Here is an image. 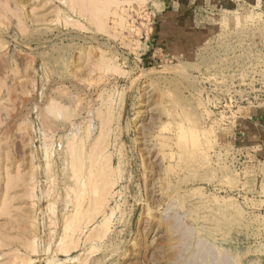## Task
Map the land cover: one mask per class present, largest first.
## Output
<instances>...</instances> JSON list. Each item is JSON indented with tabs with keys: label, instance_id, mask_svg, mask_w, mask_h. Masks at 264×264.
<instances>
[{
	"label": "rangeland",
	"instance_id": "rangeland-1",
	"mask_svg": "<svg viewBox=\"0 0 264 264\" xmlns=\"http://www.w3.org/2000/svg\"><path fill=\"white\" fill-rule=\"evenodd\" d=\"M137 1L0 0V264H264V183L196 78L210 50L224 51L211 48L210 23L263 11L212 24L206 3ZM103 10L112 35L88 22ZM214 62L220 73L226 63ZM99 112L116 183L77 245L58 251L73 210L66 145L88 148ZM103 224L104 239L90 241Z\"/></svg>",
	"mask_w": 264,
	"mask_h": 264
},
{
	"label": "built area",
	"instance_id": "built-area-1",
	"mask_svg": "<svg viewBox=\"0 0 264 264\" xmlns=\"http://www.w3.org/2000/svg\"><path fill=\"white\" fill-rule=\"evenodd\" d=\"M257 14L261 16L253 21L219 30L210 45L224 51L219 49L222 53L217 56L210 50L209 72L196 73L207 108L225 112L229 120H234L230 124L233 128L242 112L264 109V12ZM216 58L226 63L217 74L213 68Z\"/></svg>",
	"mask_w": 264,
	"mask_h": 264
},
{
	"label": "bare ground",
	"instance_id": "bare-ground-1",
	"mask_svg": "<svg viewBox=\"0 0 264 264\" xmlns=\"http://www.w3.org/2000/svg\"><path fill=\"white\" fill-rule=\"evenodd\" d=\"M117 1L118 0H114L115 4H117ZM117 5L122 6L121 3ZM93 6L94 4L92 5V7ZM95 12H97L98 15L99 11L96 10ZM95 12L93 10V14ZM106 13L107 11L103 10L102 12H100V15L98 17L97 15L93 17L94 19H96V24L98 23V25L94 24L92 20H88V22L92 25H95L98 31L111 34L110 32H108V26L106 25ZM104 70L107 72H113L112 70L114 69L107 64L106 69ZM54 105L55 104L51 103L52 107L48 106V108L50 107L51 111L63 115L64 110L60 107H57L58 105ZM99 113H97L96 115H99L100 119L102 120V126L100 130H98L99 135L97 137H94L88 148H85L86 145L84 146L83 142L78 141L77 137H75L77 138V140L70 138L68 140L69 142L67 143V145L69 144L70 146L66 145L65 153L67 155V174L69 181V184L66 187V195L67 198H69L68 200L70 201V203L68 201L67 202L71 205V209L73 210L72 212H70L71 210H69V213H71L69 214V216L65 215L63 217V230H65V237H62V240L60 238L59 242H61L59 243L58 251L67 252L69 249L71 250L72 246L77 245L78 234L76 236L75 234L77 233L78 228L80 229L82 228V226H85L89 222H94L96 220L97 215L104 210L109 196H111L113 193V185L116 183V181H114L116 170H114L112 166V157L111 155L108 156L106 154L107 156H105V154H102L107 146L106 144L104 145V142L106 140L108 130H105L104 127L105 124H107L108 116L106 117V114ZM109 122L110 121H108V123ZM190 130L193 131L192 128H190ZM106 226V224H103L95 228L88 239L93 242L101 240L106 235L107 231H109L108 227ZM33 247H31V250H33Z\"/></svg>",
	"mask_w": 264,
	"mask_h": 264
},
{
	"label": "crops",
	"instance_id": "crops-1",
	"mask_svg": "<svg viewBox=\"0 0 264 264\" xmlns=\"http://www.w3.org/2000/svg\"><path fill=\"white\" fill-rule=\"evenodd\" d=\"M195 3H203L212 8L207 10L205 18L219 23L217 15L225 17L226 15L251 13L253 9L262 10L264 12V0H193ZM169 6L176 7L178 0H165L164 3ZM173 11L168 10L162 18L168 17ZM202 12V11H201ZM195 15L197 12H193ZM197 16V15H196ZM203 16V15H202ZM222 22V19H221ZM197 24V23H196ZM220 25V24H219ZM223 26V25H222ZM230 26H232L230 24ZM211 33H217L218 29L215 26H209ZM212 37V35L210 36ZM228 135L231 145L237 152H240L243 159L244 167L249 171H255V174H250V178L256 176L260 179L261 185L264 183V109H253L242 112V115L236 121V126L228 127ZM238 147V149H237ZM239 155V153H236ZM260 172V173H259ZM262 187V186H261Z\"/></svg>",
	"mask_w": 264,
	"mask_h": 264
}]
</instances>
